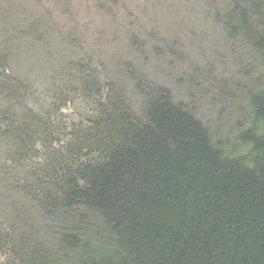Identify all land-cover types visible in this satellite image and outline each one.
I'll return each mask as SVG.
<instances>
[{"label":"trees","instance_id":"16d2710c","mask_svg":"<svg viewBox=\"0 0 264 264\" xmlns=\"http://www.w3.org/2000/svg\"><path fill=\"white\" fill-rule=\"evenodd\" d=\"M234 3L240 23L251 6L264 14V0ZM252 44L264 66V33ZM113 85L90 88L83 119L70 133L55 127L57 144L70 136L65 152L53 153L43 180L24 184L42 220L56 221L43 226L55 244L25 249L17 236L5 264H264V92L251 96L252 123L239 136L249 151L232 155L160 88L143 92L138 117ZM5 87L0 123L11 122L16 143L4 165L25 170L48 140L33 125L13 127L20 113ZM54 247L77 260L62 262Z\"/></svg>","mask_w":264,"mask_h":264},{"label":"rangeland","instance_id":"374dc122","mask_svg":"<svg viewBox=\"0 0 264 264\" xmlns=\"http://www.w3.org/2000/svg\"><path fill=\"white\" fill-rule=\"evenodd\" d=\"M234 2L0 0V87L6 84V104L20 113L10 120L16 129L38 127L52 145L38 142L41 155L25 170L13 161L7 168L16 133L9 120L0 123V235L9 244L0 245V264L13 259L17 236L25 249L55 244L43 226L56 221L42 220L23 187L43 180L53 153L65 152L70 136L57 144L55 127L70 133L71 123L83 119L90 88L113 83L138 117L143 92L160 88L227 153L249 151L239 136L252 123L251 96L264 92V66L252 44L264 33V14L251 6L240 23ZM52 253L65 263L77 260L57 247Z\"/></svg>","mask_w":264,"mask_h":264}]
</instances>
